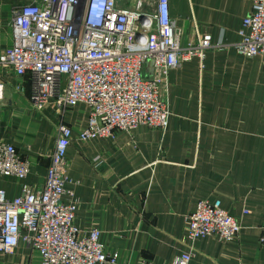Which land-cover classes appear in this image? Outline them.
<instances>
[{"label":"crops","instance_id":"crops-1","mask_svg":"<svg viewBox=\"0 0 264 264\" xmlns=\"http://www.w3.org/2000/svg\"><path fill=\"white\" fill-rule=\"evenodd\" d=\"M28 0H0L3 45L12 42L11 10ZM136 0H133V4ZM181 41L210 35L197 56L168 69L162 95L170 115L166 128L139 124L113 136L79 138L89 106L61 110L50 99L33 106L11 67L0 66V141L11 142L29 160L24 178L0 174V187L12 197L21 185L41 187L60 123L71 127L67 147L69 181L77 199L75 223L100 229L106 251L134 264H171L193 248L189 264H264V52H237L241 20L251 0H167ZM153 76L151 59L142 65ZM219 198L240 223L237 235L222 240L209 234L187 236L186 216L199 199ZM0 264H40V253L19 240L12 252L0 251Z\"/></svg>","mask_w":264,"mask_h":264},{"label":"built area","instance_id":"built-area-1","mask_svg":"<svg viewBox=\"0 0 264 264\" xmlns=\"http://www.w3.org/2000/svg\"><path fill=\"white\" fill-rule=\"evenodd\" d=\"M12 42L3 45L0 20V66L11 67L30 99L41 108L50 99L61 109L84 102L89 106L81 139L113 136L139 124L164 129L170 110L162 95L169 68L192 56L201 61L210 35L181 41V29L169 15L167 0H28L11 10ZM237 52H264V0H251L241 20ZM151 59L155 74L142 65ZM4 83L0 79V98ZM71 127L60 123L41 187L21 185L9 197L0 187V251L12 252L23 240L40 253V264H127L117 251H106L100 229L82 230L75 223L77 199L65 187ZM29 160L13 143L0 141V174L24 178ZM187 236L194 240L216 234L235 237L239 221L219 198H201L186 216ZM258 241L264 243V223ZM193 248L171 264H189ZM134 264H152L141 257Z\"/></svg>","mask_w":264,"mask_h":264}]
</instances>
